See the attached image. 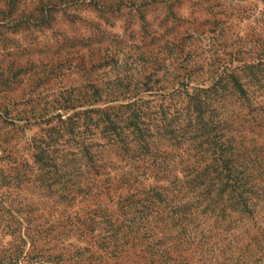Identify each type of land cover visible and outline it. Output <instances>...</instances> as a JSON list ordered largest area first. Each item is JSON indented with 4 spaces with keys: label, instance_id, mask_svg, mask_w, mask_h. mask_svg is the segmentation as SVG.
Instances as JSON below:
<instances>
[{
    "label": "trees",
    "instance_id": "trees-1",
    "mask_svg": "<svg viewBox=\"0 0 264 264\" xmlns=\"http://www.w3.org/2000/svg\"><path fill=\"white\" fill-rule=\"evenodd\" d=\"M142 39L62 41L37 82L65 67L109 66L113 77L97 84L85 73L23 119L0 106V218L25 229L6 230L14 238L0 264H208L185 230H207V217L209 230H230L233 214L259 202L244 190L253 158L238 139L261 126L256 66L225 70L207 87H167L162 44ZM254 151L264 175V152ZM160 230L184 232L164 240ZM241 244L218 249L236 255L231 264H264L263 231Z\"/></svg>",
    "mask_w": 264,
    "mask_h": 264
},
{
    "label": "rangeland",
    "instance_id": "rangeland-1",
    "mask_svg": "<svg viewBox=\"0 0 264 264\" xmlns=\"http://www.w3.org/2000/svg\"><path fill=\"white\" fill-rule=\"evenodd\" d=\"M152 35L162 44L158 56L164 60L161 74L167 87L177 82L207 87L225 70L256 66L261 126L248 125L253 132H244L238 139L246 156L251 153L253 158L244 164L249 166L243 172L250 180L244 190L250 201L259 202L243 218L233 214L230 230H209L216 224L215 217L202 219L201 227L207 230H185L200 244L196 259L209 254L208 264H220L222 259L231 264L236 255L224 257L218 248L231 246L237 252L241 243L264 232L260 230L264 175L255 165L254 151L264 152V0H0V106H8V116L23 119L30 109L49 104L59 86L80 84L85 73L97 84L113 77L109 66L86 72L65 67L56 79L48 75L37 82L34 74L50 61L51 51L62 41L77 44L81 39L107 42L114 38L134 43L141 38L149 41ZM85 51L80 49L87 58ZM18 222L10 215L0 218V249L14 238L6 230H25L24 223ZM181 231L160 230L155 238L167 240Z\"/></svg>",
    "mask_w": 264,
    "mask_h": 264
}]
</instances>
